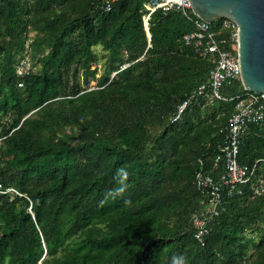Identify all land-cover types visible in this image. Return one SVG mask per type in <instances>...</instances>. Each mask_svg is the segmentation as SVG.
<instances>
[{
    "label": "trees",
    "instance_id": "obj_1",
    "mask_svg": "<svg viewBox=\"0 0 264 264\" xmlns=\"http://www.w3.org/2000/svg\"><path fill=\"white\" fill-rule=\"evenodd\" d=\"M146 2L0 0V182L20 193L0 194V264H264L263 197L225 198L193 236L194 171L226 142L233 102L195 99L171 121L212 64L178 10L153 12L148 37ZM25 55L39 68L18 77ZM259 158L264 120L237 157Z\"/></svg>",
    "mask_w": 264,
    "mask_h": 264
},
{
    "label": "built area",
    "instance_id": "obj_2",
    "mask_svg": "<svg viewBox=\"0 0 264 264\" xmlns=\"http://www.w3.org/2000/svg\"><path fill=\"white\" fill-rule=\"evenodd\" d=\"M116 1L119 0H101V9L109 11ZM146 9L143 25L147 34L148 18L153 12L159 9L180 11L191 23L190 31L182 37L184 44L212 64L207 82L198 85L177 105L171 121H179L195 99L209 106L219 101L233 102L226 142L211 157L206 171L203 167L194 171L193 184L201 191L202 198L200 206L190 216L189 225L194 238L203 244L214 218L224 210L225 198L242 196L246 191L251 197L264 198V159H256L251 164H240L237 159L242 136L249 124L264 120V92L256 93L244 88L234 96H225L221 92L225 82L240 81L238 27L234 21L229 18L204 21L192 12L189 0H147ZM30 61L29 55H25L16 62V76L24 77L29 73ZM0 194L10 199L20 195L14 187L4 186L1 182Z\"/></svg>",
    "mask_w": 264,
    "mask_h": 264
},
{
    "label": "water",
    "instance_id": "obj_3",
    "mask_svg": "<svg viewBox=\"0 0 264 264\" xmlns=\"http://www.w3.org/2000/svg\"><path fill=\"white\" fill-rule=\"evenodd\" d=\"M189 2L192 12L204 21L229 18L236 23L241 85L249 91L264 92V0Z\"/></svg>",
    "mask_w": 264,
    "mask_h": 264
},
{
    "label": "rangeland",
    "instance_id": "obj_4",
    "mask_svg": "<svg viewBox=\"0 0 264 264\" xmlns=\"http://www.w3.org/2000/svg\"><path fill=\"white\" fill-rule=\"evenodd\" d=\"M30 36H32V34L30 35ZM32 38V37H31ZM96 51L98 52V53H102V51H101V48L100 47H96ZM39 52H41V49H39ZM100 56V55H99ZM31 61H30V68H33V70H37L38 68H39V64H38V62H36L33 58H31L30 59ZM103 61V59L101 60V62ZM98 76V73L96 74V77ZM216 104H214V105H212V106H210V107H214ZM71 132V133H70ZM66 134L68 135V137L69 136H71L72 135V130L71 129H67L66 130Z\"/></svg>",
    "mask_w": 264,
    "mask_h": 264
}]
</instances>
